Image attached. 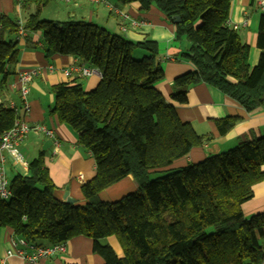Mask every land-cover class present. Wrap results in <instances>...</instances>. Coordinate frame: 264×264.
<instances>
[{
  "label": "trees",
  "instance_id": "obj_1",
  "mask_svg": "<svg viewBox=\"0 0 264 264\" xmlns=\"http://www.w3.org/2000/svg\"><path fill=\"white\" fill-rule=\"evenodd\" d=\"M156 6L176 23V38H186L194 71L178 76L171 98L188 101V90L208 83L251 112L264 105V13L257 45L258 63L249 64L250 47L230 24L231 0H118ZM50 0H40L23 25L40 31L46 58L74 56L101 72L96 88L76 81L51 87V113L78 133V144L91 152L96 175L82 185L85 204L57 197L56 185L40 152L28 165L29 175L9 179L12 195L0 198V234L10 227L28 243L47 246L77 236L93 240V252L104 264H263L264 212L246 217L243 204L264 180V135L197 163L175 167L207 140L157 83L165 77L158 44L134 42L86 20L54 21L40 16ZM2 31L18 35L21 24L2 19ZM136 49L147 52L136 58ZM18 44L0 38V85L17 63ZM20 116L0 104V134ZM239 117L218 119L226 134ZM166 173L151 180L154 173ZM132 175L138 189L115 201L100 193ZM115 236L123 255L102 240Z\"/></svg>",
  "mask_w": 264,
  "mask_h": 264
},
{
  "label": "crops",
  "instance_id": "obj_2",
  "mask_svg": "<svg viewBox=\"0 0 264 264\" xmlns=\"http://www.w3.org/2000/svg\"><path fill=\"white\" fill-rule=\"evenodd\" d=\"M108 4L93 0H50L42 7L52 13L48 16L54 21L86 20L104 26L110 32L120 34L134 42L151 39L158 44L159 63L165 77L156 87L169 103L177 108L180 118L191 123L195 130L207 137L205 143L194 147L188 156L178 160L174 166L180 167L202 161L208 156L218 154L235 147L242 140H249L264 135V105L249 112L236 99L223 93L218 88L200 82L188 90V101L178 103L171 98L175 79L195 66L187 57L191 46L186 38H176V23L171 21L156 6L143 9L141 4L133 2L122 4L118 0H107ZM40 0H0V38L18 44L17 63L10 67V76L5 84L0 85V104L15 103L18 115L31 123L43 124L53 131L50 137L42 131L32 130L20 144L22 161H16L7 154L4 165L9 179L16 174L29 175L28 165L40 152L44 153L45 165L56 185V194L66 202V195L75 199L76 204H85L86 198L82 185L96 175L95 160L88 150L78 144V133L69 125L61 123L51 113L54 104L52 85L59 82L76 81L86 90L96 88L101 75L82 77L74 73L71 77L64 70L74 63L83 64L74 56H55L46 58L43 51V37L40 31L26 32L25 36L11 35L2 31V19L14 20L25 24L28 16L34 13ZM264 11L260 0H231L230 24L235 27L243 41L250 47L249 64L254 67L260 58L261 49L257 45L258 30ZM135 22L137 24H135ZM147 52L136 49L134 56L142 58ZM38 68L40 74L30 83L28 102L29 111L22 108L19 94V72L24 69ZM1 78V76H0ZM239 117L235 126L226 134H221L217 126L218 119ZM138 189L132 175L108 187L100 193L103 200L115 201ZM254 196L246 201L242 208L246 217L264 212V180L253 187ZM10 227L3 228L0 234V264H104V259L93 252V240L87 236H77L67 242V252L31 262L21 256H8L9 250L16 248L26 254L31 247L20 242ZM264 243V238L262 239ZM14 241L16 244H14ZM118 255L122 248L115 236L105 238ZM264 264V263H263Z\"/></svg>",
  "mask_w": 264,
  "mask_h": 264
},
{
  "label": "built area",
  "instance_id": "obj_3",
  "mask_svg": "<svg viewBox=\"0 0 264 264\" xmlns=\"http://www.w3.org/2000/svg\"><path fill=\"white\" fill-rule=\"evenodd\" d=\"M20 4H22L25 0H18ZM97 3H105L108 4L107 0H93ZM260 5L264 11V0H260ZM135 24H137L135 22ZM26 30L21 28L19 31L20 36L26 35ZM66 76L71 77L74 73H78L82 77H89L91 75H101L99 69L95 67H90L84 64L74 63L70 67L64 70ZM40 74V69L38 68H30L24 69L19 72V94L21 98L22 108L27 112L30 109V105L28 102V95L30 92V83L33 81L35 77ZM10 107L14 108L18 112V106L15 103H10ZM32 130L42 131L46 133L50 137H55L53 131L48 129L43 124H35L32 125L25 119L21 117L17 118L14 126L0 134V198L9 199L12 195V192L9 187V177L7 172L5 171L4 165L6 162L7 154L11 155L16 161H22L23 155L20 151V144L27 138L28 134ZM20 242L27 243L32 252L30 254H26L22 250H18L13 248L8 251V256H21L31 262H37L42 258H47L53 256L55 254H61L67 252V242H61L58 244L47 245V246H37L33 243H28L24 239H20ZM14 244L16 242L14 241Z\"/></svg>",
  "mask_w": 264,
  "mask_h": 264
},
{
  "label": "rangeland",
  "instance_id": "obj_4",
  "mask_svg": "<svg viewBox=\"0 0 264 264\" xmlns=\"http://www.w3.org/2000/svg\"><path fill=\"white\" fill-rule=\"evenodd\" d=\"M49 10H45L42 15H41V18L45 19V18H49L48 16H52L50 13H48ZM49 20V19H48ZM164 174L166 173H154L150 176L151 180H154L156 179L157 177H160V176H163ZM103 243H105L106 241L102 240Z\"/></svg>",
  "mask_w": 264,
  "mask_h": 264
},
{
  "label": "water",
  "instance_id": "obj_5",
  "mask_svg": "<svg viewBox=\"0 0 264 264\" xmlns=\"http://www.w3.org/2000/svg\"><path fill=\"white\" fill-rule=\"evenodd\" d=\"M181 21V18L179 17V16H175L174 17V22L175 23H179ZM188 46H191V43H189V45ZM66 202L67 203H70V204H75V199H72V198H69V197H67V195H66Z\"/></svg>",
  "mask_w": 264,
  "mask_h": 264
}]
</instances>
